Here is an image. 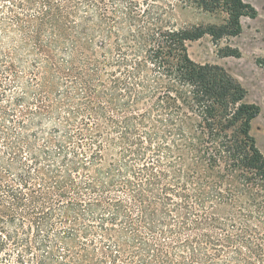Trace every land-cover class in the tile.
I'll return each mask as SVG.
<instances>
[{
  "label": "trees",
  "instance_id": "obj_1",
  "mask_svg": "<svg viewBox=\"0 0 264 264\" xmlns=\"http://www.w3.org/2000/svg\"><path fill=\"white\" fill-rule=\"evenodd\" d=\"M177 1L226 23L175 28L134 0H0V264H264L260 107L187 48L257 12Z\"/></svg>",
  "mask_w": 264,
  "mask_h": 264
},
{
  "label": "rangeland",
  "instance_id": "obj_2",
  "mask_svg": "<svg viewBox=\"0 0 264 264\" xmlns=\"http://www.w3.org/2000/svg\"><path fill=\"white\" fill-rule=\"evenodd\" d=\"M145 9L160 12L163 24L175 28L220 26L226 23L222 11L206 12L197 6H185L177 0H134ZM258 12L256 19L242 17V33L213 41L205 36L187 44L192 60L199 64H217L230 73L247 91L246 101L260 107L254 122L258 148L264 154V0H245ZM160 8V11H159ZM227 48L236 49L239 57H223ZM256 129V130H255Z\"/></svg>",
  "mask_w": 264,
  "mask_h": 264
},
{
  "label": "water",
  "instance_id": "obj_3",
  "mask_svg": "<svg viewBox=\"0 0 264 264\" xmlns=\"http://www.w3.org/2000/svg\"><path fill=\"white\" fill-rule=\"evenodd\" d=\"M244 2H245V0H244ZM242 23V22H241ZM257 119V118H256ZM256 119H254L253 120V122H252V130H251V133H252V135L254 136V138H256V136H255V134H254V122L256 121ZM256 130V129H255ZM257 147H258V145H257ZM261 151V150H260Z\"/></svg>",
  "mask_w": 264,
  "mask_h": 264
},
{
  "label": "flooded vegetation",
  "instance_id": "obj_4",
  "mask_svg": "<svg viewBox=\"0 0 264 264\" xmlns=\"http://www.w3.org/2000/svg\"><path fill=\"white\" fill-rule=\"evenodd\" d=\"M256 12H257V11H256ZM257 17H258V12H257V15H256L255 18H249V17H247V18H249V19H256ZM241 33H242V31H241ZM241 33H240V34H241ZM240 34H239V35H240ZM230 57H233V56H230Z\"/></svg>",
  "mask_w": 264,
  "mask_h": 264
}]
</instances>
